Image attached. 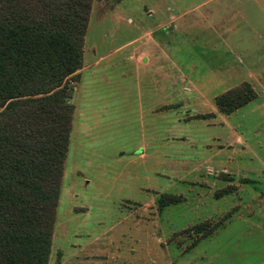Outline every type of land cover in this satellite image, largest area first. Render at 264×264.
Here are the masks:
<instances>
[{
	"label": "rangeland",
	"instance_id": "rangeland-1",
	"mask_svg": "<svg viewBox=\"0 0 264 264\" xmlns=\"http://www.w3.org/2000/svg\"><path fill=\"white\" fill-rule=\"evenodd\" d=\"M82 63L48 264H264V0H92Z\"/></svg>",
	"mask_w": 264,
	"mask_h": 264
},
{
	"label": "trees",
	"instance_id": "trees-1",
	"mask_svg": "<svg viewBox=\"0 0 264 264\" xmlns=\"http://www.w3.org/2000/svg\"><path fill=\"white\" fill-rule=\"evenodd\" d=\"M91 4L0 0V264H48ZM255 98L243 82L213 103L228 115Z\"/></svg>",
	"mask_w": 264,
	"mask_h": 264
},
{
	"label": "crops",
	"instance_id": "crops-1",
	"mask_svg": "<svg viewBox=\"0 0 264 264\" xmlns=\"http://www.w3.org/2000/svg\"><path fill=\"white\" fill-rule=\"evenodd\" d=\"M145 58V62H143L145 65H148V64H151V62H150V59L149 58H147V57H144ZM97 64V62H95V64L94 65H96ZM86 67L85 66H83V63H82V67H81V69L77 72L78 73V76H79V78H78V82H77V84L73 87V93H74V91H76V89H77V85H78V83H79V81H80V75H81V73H82V71L85 69ZM182 76V75H181ZM161 87V86H160ZM163 89H160V91H162ZM72 96H73V94H72ZM71 99H72V97H71ZM70 102H71V100H70ZM72 104V103H71ZM73 105V104H72ZM73 107H74V105H73ZM74 110H75V107H74ZM150 113L152 114V110H151V108H150ZM213 118H214V116H212ZM73 119H74V113H73ZM83 119H87V118H83ZM86 122H81L80 123V126L81 127H84L85 128V130H89L88 129V126L85 124Z\"/></svg>",
	"mask_w": 264,
	"mask_h": 264
}]
</instances>
